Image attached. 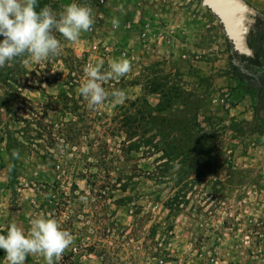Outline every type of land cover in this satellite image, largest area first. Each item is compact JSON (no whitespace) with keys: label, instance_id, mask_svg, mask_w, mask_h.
<instances>
[{"label":"rangeland","instance_id":"1","mask_svg":"<svg viewBox=\"0 0 264 264\" xmlns=\"http://www.w3.org/2000/svg\"><path fill=\"white\" fill-rule=\"evenodd\" d=\"M241 1L254 12L247 34L251 56L234 50L203 0H47L56 12L86 3L95 23L76 43L54 33L61 42L58 56L39 64L18 57L0 68V234L11 222L27 231L31 218L52 215L54 202L75 182L87 190L86 199L76 200L75 213L53 217L75 237L59 264H264V0ZM113 17L120 20L118 29L111 25ZM84 54L89 64L103 61L104 70L110 59L131 60L129 74L110 79L123 85L130 99L142 94L141 85L178 89L182 106L170 115L197 117L201 126L194 135L216 139L219 163L199 170L201 180L191 173L195 182L187 187L179 214L167 216L160 202L146 195L134 200L137 213L132 203L116 208L95 196L97 187L88 192L73 168L61 176L40 164L31 144L19 146L20 159L8 162L6 133H20L19 118L31 120L44 110L64 80V59ZM45 115L52 118L50 111ZM155 157L139 160V167L150 169ZM206 181L219 193L212 195ZM157 190L161 201L171 194L165 185ZM0 264H8L2 249ZM26 264L44 262L29 256Z\"/></svg>","mask_w":264,"mask_h":264},{"label":"trees","instance_id":"2","mask_svg":"<svg viewBox=\"0 0 264 264\" xmlns=\"http://www.w3.org/2000/svg\"><path fill=\"white\" fill-rule=\"evenodd\" d=\"M46 5L47 0H39V8ZM247 40L249 43V35ZM85 55L67 56L62 85L42 105L44 110L35 113L31 120L19 118L24 123L20 133H6L8 162H14L11 158L14 149L24 147V143L31 144L40 164L57 169L60 175L65 172L63 169L73 168L75 177L84 182L88 192L97 187L99 193L95 196L102 201L110 199L116 208L132 203L137 213L140 206L134 200L146 195L160 202L167 216L179 214L186 201L187 187L195 182L191 173L201 180L199 170H211L219 163L214 152L216 139L194 135L193 129L201 126L197 117L188 115L178 119L170 115L182 106V94L167 85H141L142 94L138 97H126L123 103L117 104L109 95L95 110L89 109L87 101L78 93L81 82L86 79L83 69L90 63ZM255 63L258 62L254 60L251 64ZM43 78L46 82V77ZM102 86L109 94L123 87L111 80ZM47 111L51 112L49 121ZM29 132L34 136L28 135ZM151 157H155L152 167L142 170L138 161ZM160 185L171 189L163 201L157 190ZM204 186L211 188L212 195L219 193L212 182L206 181ZM86 193L87 190H79L72 182L70 192L54 202L51 216L66 211L75 213L76 200L86 199Z\"/></svg>","mask_w":264,"mask_h":264},{"label":"clouds","instance_id":"3","mask_svg":"<svg viewBox=\"0 0 264 264\" xmlns=\"http://www.w3.org/2000/svg\"><path fill=\"white\" fill-rule=\"evenodd\" d=\"M39 0H0V68L11 65L18 57H29L37 64L58 56L61 42L54 33L65 40L76 43L83 33L92 30L95 23L93 8L84 3H70L56 12L50 6L39 8ZM113 29L120 27L118 17L111 19ZM25 63L28 62L26 59ZM133 70L132 61L120 57L96 65L87 64L83 71L84 79L78 93L87 101V106L95 110L109 95L117 104L126 100V93L117 89L110 94L102 86L103 82L124 77ZM46 86V85H45ZM12 159H20V153L14 149ZM15 168L8 165V172ZM83 199V197L81 198ZM27 231L11 222L6 234H0V249L4 250L8 264H26L29 256L42 258L44 264H59L63 254L75 241L74 235L61 227L57 219L43 213L29 221Z\"/></svg>","mask_w":264,"mask_h":264},{"label":"water","instance_id":"4","mask_svg":"<svg viewBox=\"0 0 264 264\" xmlns=\"http://www.w3.org/2000/svg\"><path fill=\"white\" fill-rule=\"evenodd\" d=\"M220 20L227 36L238 53L251 56L247 34L254 22V12L241 0H203Z\"/></svg>","mask_w":264,"mask_h":264}]
</instances>
